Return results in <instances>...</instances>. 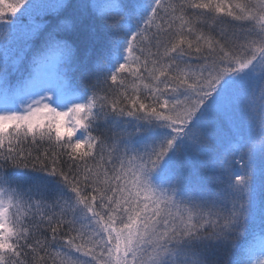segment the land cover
<instances>
[{
  "label": "snow or ice",
  "instance_id": "1",
  "mask_svg": "<svg viewBox=\"0 0 264 264\" xmlns=\"http://www.w3.org/2000/svg\"><path fill=\"white\" fill-rule=\"evenodd\" d=\"M0 264H264V0H0Z\"/></svg>",
  "mask_w": 264,
  "mask_h": 264
}]
</instances>
